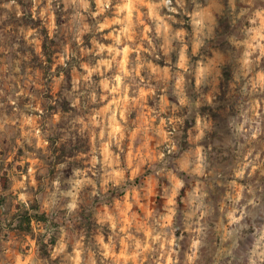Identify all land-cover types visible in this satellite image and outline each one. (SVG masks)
Returning <instances> with one entry per match:
<instances>
[{
	"label": "rangeland",
	"instance_id": "obj_1",
	"mask_svg": "<svg viewBox=\"0 0 264 264\" xmlns=\"http://www.w3.org/2000/svg\"><path fill=\"white\" fill-rule=\"evenodd\" d=\"M181 2L188 12L196 4L218 5L212 31L197 36L191 18L183 10L170 12L164 0H0V264H13L10 250L27 252L23 245L31 237L8 227L7 218L19 201L33 199L53 219L57 242L50 257L35 245L31 264H75L77 245L86 264H165L167 248L161 243L170 238L176 242L177 264H188L186 255L196 240L197 264H248L255 235L264 230V95L257 116L252 109L258 97L244 72L264 70V59L257 65L256 52L253 64L245 65L251 49L243 42L248 29L259 25L250 21L264 11V0ZM84 4L88 11L77 16ZM149 4L161 5L155 11L171 26L167 35L175 38L170 42L161 21L149 16ZM99 5L107 7L93 17ZM170 6L179 8L177 0ZM181 40L188 45L186 53ZM181 57L184 65L178 68ZM201 60H211L215 71L197 88ZM26 117L39 128L43 147L24 134L29 132ZM134 126L140 127L135 134ZM245 156L256 167L249 165L238 177ZM181 165L186 171L178 172ZM132 169H137L134 179L114 184L112 173L127 177ZM169 172L184 183L174 206L168 204ZM77 180L84 183L77 186ZM150 181L153 195L141 203L152 215L134 204L113 229L105 210L123 204L126 191ZM197 188L206 194L203 218L192 215ZM173 207L165 227L163 217ZM233 214L244 219L226 231ZM158 234L161 239L153 242ZM62 237L64 251L58 253Z\"/></svg>",
	"mask_w": 264,
	"mask_h": 264
},
{
	"label": "clouds",
	"instance_id": "obj_2",
	"mask_svg": "<svg viewBox=\"0 0 264 264\" xmlns=\"http://www.w3.org/2000/svg\"><path fill=\"white\" fill-rule=\"evenodd\" d=\"M177 4L179 5V8L177 7H171V0H164V7H169V11L172 13H177L179 14L180 10H183L184 15L189 16L191 18V22L193 23V25L196 28V34L197 36L202 35L205 33V30H207L208 33H210L212 31V25L215 22V16H214V12L219 10L218 5H215L213 3H208L207 6H202L201 4H196V10H194L193 12H188L187 9L185 8L184 3L181 2V0H177ZM83 10H77V16L82 17L84 12H87L89 9V5L88 4H84L83 6ZM107 7V5H99L100 8V12H94L91 13V15L93 17H96L98 15H100V13ZM149 8V16L150 17H155L156 19L160 20L161 23L163 24V28H164V32L163 34L165 35V39L168 40L170 42L171 39H174L175 37H169L167 34L170 33L171 31V26L168 25L167 23H165V18L160 16L158 14V12H156L155 10L160 8L161 5L160 4H149L147 6ZM125 8H127L129 10V17L131 16V9L130 6L125 5ZM254 17L250 23L252 25H257V20H259V25L258 26H254L248 29L249 32V38L248 40L244 41L243 43H245L250 49L251 51L247 52L245 54V59L243 61V63L245 65H251L253 64V61L250 59V57L256 53L259 52V56L256 59V63L257 65H259V62L261 59H264V11H257L254 14ZM168 19L170 20H174V17H168ZM114 23H120L119 20L114 21ZM105 27V25H101L100 26V30L103 31V28ZM148 31H150V28H145V32L147 33ZM127 32V29L122 30V32L117 35L115 37L116 42L120 43V38L122 35H124V33ZM157 34L160 35V29L157 28ZM181 36V32L179 30L176 31V37ZM79 39V37H78ZM128 39H131V37L129 36ZM144 39H146L148 41L149 44L152 43V40L145 35ZM181 51L186 53L187 52V43L184 40H181ZM112 50V49H110ZM125 52L128 51L127 48L124 49ZM193 54H196V47H193ZM184 65V57H181V61L178 64V68L183 67ZM187 70V69H185ZM214 67H213V63L211 60L208 61L207 64H205L203 62V60L199 61L197 63L196 66V79H195V83L194 86L199 88L202 84L205 83V81L209 78L212 77L214 74ZM254 70L251 67H248L247 70L244 72L245 77L248 80V84L251 85V92L253 94L257 95V99L255 100V103L253 105V111L255 112V114L257 116H259V109L261 107V100H260V96L264 95V70L262 71H258L255 72L253 74ZM181 77H183V73L180 74ZM187 83V81H186ZM179 84V80L177 81V85ZM207 101L209 104L212 103L213 101V97L211 95H209L207 97ZM185 105V98H181L180 99V104L179 106H183ZM177 106V107H179ZM26 123L29 125V132H25V135L31 134L33 137L36 138L37 140V146L38 147H43L44 145V141L41 140V136H40V130L39 128L35 127L34 121L31 117H26L25 118ZM16 122L13 121V124H15ZM164 121H161V124H163ZM199 123V122H198ZM163 135H165V137L167 138V133H163ZM258 138V133L253 132L251 139L252 140H256ZM251 155V153H249V156ZM249 156H245V160L247 161V163L244 164L243 169L241 170L240 173H238V177L242 176L243 171L245 169H247L249 167V165H252L253 170H255V165L253 164V162L251 160H249ZM131 159V157H130ZM200 167V165H197V169L198 170ZM194 170V171H196ZM136 171L137 169H132L130 175H128L127 177H125L124 173L121 172H114L112 173V177L114 179V184L115 185H119L120 182L122 180H124L125 178L127 180H132L135 178L136 176ZM186 171L185 166L181 165L178 169V172H183ZM32 172V169H29V173ZM169 177L171 179V183H172V190H171V194L168 196V204L169 205H175L176 199H177V195L178 193L181 191V189L184 187V183L183 181L179 178V176L174 173V172H169ZM107 180L105 181V184H107ZM21 183H23V181H21ZM76 185H80L82 183H84V181L81 180H77ZM155 187L154 182H149L147 184V186L145 188L139 189L137 190L136 188H132L129 191H126L124 193V197H123V204H121V202H117L115 209L113 210H108L106 209V219L109 221H112V228L115 229L117 227V219L121 218V217H125L127 216L129 213L132 212L133 209V205H139L141 208H144L146 212H148V215L151 216L152 213L150 211H148V209L145 207V205L143 203H141V200H147V198L151 195H153V189ZM143 193V195H142ZM206 195L204 193H201L200 190L197 188L194 190V199L192 201V203H194L195 209L192 212L193 216H197V214H199V218H203L206 215V212L204 211V205H203V196ZM196 201H200L199 203H196ZM115 211L118 216L114 217L112 215V212ZM168 214L166 216L163 217V219L165 220V227L168 226V221H171L173 219V215H174V207L173 208H169L167 210ZM244 219L243 216H237L235 214L231 215L229 217V222L228 225L226 226V231L228 228H230L232 225L234 224H240L241 221ZM124 223H127V220L123 221ZM242 227H245V225H241ZM39 231H43V229H39ZM120 231H125V228H121ZM150 235V233H149ZM255 235V234H254ZM153 242L159 241L161 239L160 235H156V236H152L151 237ZM63 237L61 238V247L57 249V252H63L64 251V246H63ZM11 244V242H9ZM175 239L174 238H170L164 242L161 243V247L162 248H167L166 254L164 255V260H165V264H177V261L173 259V256L176 253V248H175ZM35 245L36 242L35 240H33L32 238H29L28 241L23 245V247H25L27 249L26 253H18L14 250H10V254L13 256V264H31L32 262V258H33V254L35 251ZM196 247H193L189 250V252L186 255V259L188 261V264H197L198 260H199V245H200V241L196 240L195 242ZM239 246L238 240L233 242L232 247L236 248ZM105 248H107V245L104 246ZM150 247V245L146 246L147 250ZM55 255V254H54ZM108 253L105 252V256H107ZM229 255L231 256L232 254L229 253ZM73 259L75 261V264H86V261L84 260L83 257V252L80 250V245H77L76 248L73 249V253H72ZM233 259H235V257H233ZM248 264H264V230H260L258 235H255V240L254 243L249 251L248 254Z\"/></svg>",
	"mask_w": 264,
	"mask_h": 264
},
{
	"label": "trees",
	"instance_id": "obj_3",
	"mask_svg": "<svg viewBox=\"0 0 264 264\" xmlns=\"http://www.w3.org/2000/svg\"><path fill=\"white\" fill-rule=\"evenodd\" d=\"M46 36L48 37V35ZM44 53L51 62V52L48 50L46 42L44 43ZM14 208L11 209L10 216L7 218V226L18 233L30 236L35 240L40 254L50 257L51 250L57 242L56 232L52 229L54 221L50 214L42 209L38 199L19 201ZM39 228H43L44 231H38Z\"/></svg>",
	"mask_w": 264,
	"mask_h": 264
},
{
	"label": "crops",
	"instance_id": "obj_4",
	"mask_svg": "<svg viewBox=\"0 0 264 264\" xmlns=\"http://www.w3.org/2000/svg\"><path fill=\"white\" fill-rule=\"evenodd\" d=\"M113 120H115V117H110V120H109V121H111V122L113 123ZM120 121H122V120H120ZM121 126H122V130L124 131V135H126L127 130L124 129V124H123V122H121ZM139 129H140L139 126H134V128H133V134H135L136 132H138ZM107 131H108V130H107ZM111 135H113V134H111ZM138 154H139V153H138Z\"/></svg>",
	"mask_w": 264,
	"mask_h": 264
},
{
	"label": "built area",
	"instance_id": "obj_5",
	"mask_svg": "<svg viewBox=\"0 0 264 264\" xmlns=\"http://www.w3.org/2000/svg\"><path fill=\"white\" fill-rule=\"evenodd\" d=\"M175 130V127H172V129L169 131L170 133H173Z\"/></svg>",
	"mask_w": 264,
	"mask_h": 264
}]
</instances>
